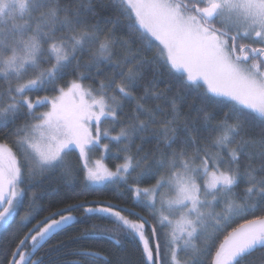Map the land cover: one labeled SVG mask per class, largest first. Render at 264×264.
<instances>
[{
	"label": "snow or ice",
	"instance_id": "snow-or-ice-1",
	"mask_svg": "<svg viewBox=\"0 0 264 264\" xmlns=\"http://www.w3.org/2000/svg\"><path fill=\"white\" fill-rule=\"evenodd\" d=\"M0 225V264H264V0H0Z\"/></svg>",
	"mask_w": 264,
	"mask_h": 264
},
{
	"label": "trees",
	"instance_id": "trees-1",
	"mask_svg": "<svg viewBox=\"0 0 264 264\" xmlns=\"http://www.w3.org/2000/svg\"><path fill=\"white\" fill-rule=\"evenodd\" d=\"M32 95H33V98H34L36 95H44V93H33ZM39 110H43V109H39ZM127 110H128V109H127V107H126L125 111H127ZM105 126H107V122H106V125H105ZM137 142H139V141H137ZM154 143H155V141H152V142H150V143H146V144H145V148H149V147H151V145L154 144ZM99 156H100V153H99V152H95V153H93V158H98ZM72 159H75V154L72 155ZM104 162H105L109 167H113L114 164L117 163V162H119V161L114 160V159L112 158V156H110V155H105ZM49 180H50V188H49V191L51 190V188H56V187H58V186L61 187V188L63 189V186L60 184V181H59V179H58V173H53V174L51 175V177L49 178ZM46 183H48V182H46ZM110 195H111L110 193H107V194H104V195L96 194V195L88 196L87 199H108ZM25 203H27V201H25ZM55 206H57V205L53 204V207H55ZM128 206L131 207L132 205L129 204ZM20 212H21V214H22V213L24 212V208H21V209H20ZM16 219H19V217H17ZM34 222H35V221H33V223H34ZM14 227H15V225H12L11 227L5 225V226L3 227V229H2L1 232H0V242H3V241H5V240H7L9 233H11V232L13 231V228H14ZM29 227H31V225H29ZM25 231H26V229H25ZM73 234H74V233L71 232V231H69V232L67 233V235H73ZM221 238H222V237H221ZM57 239H64V237H63V236H61V237H57ZM102 243H104L105 246H110V245H108L107 242H102ZM72 247H73L72 245H68V247H67L66 249H64L63 251H64L65 253H68V252L71 251V248H72ZM132 252H133V249H131V247H130V248H129V254H131ZM38 255H39V253H38ZM260 255H261V253H260L259 251L253 254V256L256 257L257 259L260 258ZM53 258H54V259L56 258V257H55V254H53ZM130 258L134 259L135 257L132 256V255H130ZM73 259H75V257H73V256H71V255L62 254V255H60L59 258H58V264H63V262H65V261H71V260H73ZM250 259H251V258H250Z\"/></svg>",
	"mask_w": 264,
	"mask_h": 264
},
{
	"label": "rangeland",
	"instance_id": "rangeland-1",
	"mask_svg": "<svg viewBox=\"0 0 264 264\" xmlns=\"http://www.w3.org/2000/svg\"><path fill=\"white\" fill-rule=\"evenodd\" d=\"M4 226H5V225H0V232H1V230L3 229Z\"/></svg>",
	"mask_w": 264,
	"mask_h": 264
}]
</instances>
